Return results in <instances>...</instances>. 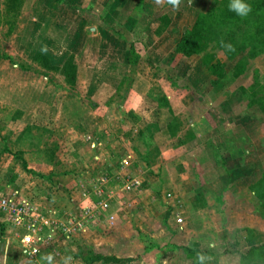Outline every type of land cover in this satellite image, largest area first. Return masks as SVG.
I'll list each match as a JSON object with an SVG mask.
<instances>
[{"label":"rangeland","instance_id":"374dc122","mask_svg":"<svg viewBox=\"0 0 264 264\" xmlns=\"http://www.w3.org/2000/svg\"><path fill=\"white\" fill-rule=\"evenodd\" d=\"M53 1L0 0V52L11 58L0 57V189L28 195L40 206L79 207L69 216L75 218L67 223L71 230L56 234L61 240V264L66 256H71L68 264H76L72 263L76 258L91 263L95 255L123 254H128L127 264H137L138 255L146 264H195L197 251L210 254L211 264H264V7L255 5L264 0H247L252 11L246 17L229 11L228 0L220 4L216 0ZM61 5V14L66 13L61 15V30L64 26L72 32L80 21L82 33L107 29L126 46L124 66H114L118 79L111 78L112 72L93 50L84 51L77 86L74 58L66 64L69 70L59 67L58 60L47 66L39 54L32 53L27 37L31 29L41 28V10ZM209 11L223 23L199 27L198 16ZM95 64L101 76L112 80L117 104L101 109L106 129L97 134L81 129L83 136L70 132L64 139L58 134L61 122L56 123L60 116L55 99L61 94L85 95L90 88L86 66ZM144 96L156 99L170 127L162 151L133 126L123 134L128 147L118 138L108 142L105 131L120 129L125 99L130 100L128 112L133 113L149 106L145 100L142 103ZM197 97L211 103L198 102ZM131 120L135 118L125 117L123 122ZM26 122L31 125L23 128ZM195 130L201 134L198 138ZM130 143L140 149V160L144 153V161L134 160L137 156ZM174 154L177 157L172 159ZM123 160L131 162L128 171L119 170ZM175 166L182 169L183 177L176 176ZM163 175L184 194L189 176L199 202L205 203L206 215H191L186 223L187 202L183 206L185 200H174L173 189L158 187ZM105 177L113 193L124 178L135 177L140 186L114 196V224L107 221L111 212L99 220H83L88 192ZM76 179L78 184L73 182ZM73 191L85 195L81 205ZM173 205L183 210L175 214ZM76 219L83 228L75 226ZM126 236L130 247L116 250L119 239L125 242ZM13 237L0 227V262L11 254V247L15 264H25L23 255L14 252H19V244ZM209 242L215 247L208 248Z\"/></svg>","mask_w":264,"mask_h":264},{"label":"crops","instance_id":"0c3cea01","mask_svg":"<svg viewBox=\"0 0 264 264\" xmlns=\"http://www.w3.org/2000/svg\"><path fill=\"white\" fill-rule=\"evenodd\" d=\"M55 1V0H54ZM54 1L52 3H54ZM57 3V2H56ZM61 6L57 7L56 9H52L51 10L48 9H42L41 12L42 14L40 15L41 18H43V22L41 24V28L37 29V30H32L29 33L30 36L27 37V40L30 41L29 45L31 46V51L32 53H40L42 55H45L47 57V59L49 61H55L57 62V60L59 61V63L57 64L59 67H61L62 69L65 67V64L67 62V60L69 58H74V66H75V77H74V82H76V86L78 83V79L80 76V71H81V66H80V62L83 61V56L84 51H86L88 54H91L92 50L94 51L95 56H99L100 54V59L103 62H105L106 66H107V71L110 70L112 72V76L111 78H116L118 79L119 75L118 73H116L114 71V66L119 65L121 68L122 66H124L126 59H127V50H126V46L123 45L119 39L118 36H114V34L110 31H108L107 29H104L101 31L97 30L96 32L92 31V32H88L86 31L85 33H82L79 29H83V26L81 25V22L78 24H76V26H78L77 28H75L72 32H66L65 31V27L63 26L64 30H61L62 24H61V15H65L66 13H62L61 14ZM55 11L58 12V14H55ZM47 12V14H46ZM51 13V14H50ZM35 25H38V19H35ZM56 24L58 28H52L51 25ZM78 34H77V32ZM36 37V39H35ZM34 38V39H33ZM33 39V40H32ZM95 42H98V46H94L92 47L91 45H93ZM70 47V49L68 48ZM101 49V51H100ZM79 53H81V55L79 56ZM102 53L105 54L104 57H102ZM61 56V57H60ZM98 64V62H97ZM95 64V66H86V70L89 72L90 74V79H88V82H90L89 87L86 90V94H76V95H62L60 97H58L57 99H55L58 103L59 106L57 105V108L59 109L57 111L58 116H60L59 120H56V123L61 122V131L58 132L59 135H61L64 139L69 137V133L71 132L74 135H80L83 136L84 134L81 133V129H85V131L88 132H92L97 134L99 132V130L102 129H106L105 128V115L103 114V111H101L103 105H109L110 107L113 108L114 105L117 104V101H115V97H114V93L116 94L117 91L115 89L112 88L113 83L112 80L108 79V77H103L101 76L98 72H97V67L98 65ZM96 72V73H95ZM108 73V72H107ZM110 74V72L108 73ZM107 90V91H106ZM207 98H210V96H206ZM61 98V99H60ZM207 98H201V97H197V101L198 102H208L211 103L210 99ZM167 99L171 100L170 96H167ZM205 99V100H204ZM144 100L149 103V106H145L144 108L140 107V108H135V112L133 113H129L128 111L129 109V105H128V101L125 99L126 102V109H123V111L120 114V118H119V130H112L110 132H106L105 131V135L107 137L108 142L112 141L114 142L116 140V138L119 139V143L121 145H125L126 147H128L127 143H124L126 141V138L124 137V132L126 131V129L128 128H132V126L134 127V130H136L137 133H139V136H143L145 137V141H151V143H156L157 148H158V152L162 151V144L165 143L164 141V135L165 134H169L171 135V131H170V127L168 126L167 122H165L164 119V114H163V110L161 108H159V103L156 101V99L154 98H150V97H146L144 96L143 102L142 100L140 102L142 103H146L144 102ZM123 102V101H122ZM121 102V104H122ZM171 104V101H169ZM172 106V104H171ZM173 107V106H172ZM115 110L117 109V106L114 107ZM122 109V105L121 108ZM61 110V111H60ZM141 110V111H140ZM160 110V111H159ZM21 113V115H20ZM22 113H24L22 110H20L19 115L22 118L23 115ZM129 113V115H128ZM126 114V116H125ZM219 110H217L216 116H217V122H219ZM48 115V114H47ZM163 115V117H162ZM135 120H131L130 122L125 121V123L123 122V119L125 117L129 118V119H134ZM50 117V115H49ZM205 116L202 115V118H204ZM63 118L66 119V122H63ZM201 118V120H202ZM207 119V118H206ZM223 118H221L222 121ZM69 120V121H68ZM88 120V121H87ZM208 120V119H207ZM68 122V123H67ZM129 123L131 124V126H129ZM204 124V123H202ZM31 124H29V122H26L24 124H22V127H26L28 128ZM33 125V124H32ZM129 126V127H128ZM191 126H193V124H191ZM204 126V125H203ZM47 127H51V125H48ZM45 129H47L45 127ZM22 131V130H21ZM195 135L197 136V138L201 135L200 132H197V130L194 131ZM102 135V134H101ZM194 135V136H195ZM80 136H76L80 137ZM195 138V139H197ZM106 140V142H107ZM196 141H199L198 139ZM107 142V143H108ZM124 146V148H126ZM155 147V146H154ZM189 149H191V147L188 148L187 151H189ZM134 150L136 156L138 155V151H140L139 148H135V146H131L130 143V151ZM138 150V151H137ZM170 155H173V152H169ZM162 154H164V151L162 152ZM142 155H144V153L141 154V160L144 161L145 158L142 157ZM165 157V156H164ZM174 157H177L175 154L172 157V159H174ZM25 159L28 161V163L30 162L28 160V157H26L25 154ZM25 160V162H26ZM135 161L139 162L140 157L137 156L134 159ZM44 161V160H43ZM146 163V162H145ZM131 162H129L128 160H123L122 162H120V166H119V170L122 171H128V169L131 168ZM145 164H141V166L143 167ZM129 167V168H126ZM177 167V166H175ZM178 168V167H177ZM176 168H174L175 170ZM117 170V171H119ZM171 170H172V166H171ZM182 169L175 170L176 176L177 177H183L182 173L183 171H181ZM131 171V170H130ZM132 173V171H131ZM172 175H174L173 173H171ZM151 178V176H148V180L150 181V183H152V180H149ZM187 186H186V193L184 194L183 192H180L178 188V185H176L175 182H170L168 184V176L165 177L163 175V177L159 178V184L158 187L162 186L163 189H165L166 191L171 192L170 190H174L175 191V199L174 200H185L184 202L182 201V205H185V202H187V208H186V215L187 217H185V222H189L188 218L191 215H206V211L205 209V203H200L199 201L201 200L200 196L198 194H196V189L194 188V184L192 182V180H190L191 178L189 176H187ZM82 180V179H81ZM80 180V183H81ZM175 180V179H172ZM177 180V179H176ZM73 182H75L76 184H78V179L73 180ZM78 187V186H77ZM76 187V188H77ZM10 188L4 190L6 192L9 191ZM159 189V188H157ZM15 191L10 189V192ZM76 191H78V189H76ZM74 196L76 195V199H78V204L77 205H81L82 199L85 198V195L81 193H77L75 191H73ZM71 194V195H72ZM172 198V197H171ZM187 198V199H185ZM88 204L90 203L89 198L85 200ZM84 202V200H83ZM202 202V201H201ZM80 203V204H79ZM117 205V204H116ZM217 207H220L219 204L216 203ZM43 209L46 212V214L48 215V217L51 219H56V220H60L62 224H66L69 222H73L72 220L75 218L72 217L71 220L69 219V216L74 214V211L78 212V210H76V207L74 208H70V207H56L53 206L52 207L48 206L47 204L43 203ZM121 209H123L122 207H120ZM79 209V207H78ZM172 209L175 210V214H177L179 211L183 210V208H180L176 205L172 206ZM74 210V211H73ZM216 212H219V208H216ZM81 213V212H80ZM111 215L114 219V223H115V213L111 212ZM70 220V221H69ZM77 220V219H76ZM177 221H181V220H177ZM183 221V220H182ZM192 223V222H191ZM193 224V223H192ZM70 225V223H69ZM194 225V224H193ZM68 226V225H67ZM189 227H192V225H190ZM82 228V227H81ZM190 230H194V226L193 228H191ZM216 230V229H215ZM198 234H196L195 236H197ZM190 236V235H189ZM123 238L119 239V242L121 243L120 245H118V247L116 246V250H120L121 248V252L123 250H127L130 247V238L129 236H126L125 242L124 240H122ZM61 247V246H60ZM124 247V248H123ZM16 249V248H15ZM19 255V252L17 251V249L14 251ZM10 255H13L12 257H10L9 253H7L8 255L4 256V259L2 262H0V264H15V261L17 259L15 258V255L12 254L13 250L10 247ZM15 253V254H16ZM112 256V255H111ZM128 256V254H123V256H117L115 255V257L120 258L122 261L119 263H104L102 261L99 262H91V263H86L85 260H83L82 258H76L74 260V262L72 263H76V264H127V262H125L126 257ZM135 258V257H133ZM138 261L137 264H146V259L144 258H139V255L137 256ZM7 259V260H6ZM60 259V264H61V257ZM123 262V263H122ZM70 263V261L68 262Z\"/></svg>","mask_w":264,"mask_h":264},{"label":"built area","instance_id":"2783aa9c","mask_svg":"<svg viewBox=\"0 0 264 264\" xmlns=\"http://www.w3.org/2000/svg\"><path fill=\"white\" fill-rule=\"evenodd\" d=\"M107 179L108 177L99 180L102 184L100 186L97 184L94 190L88 192L90 203L83 208V220L84 218L101 219L111 212L114 196L131 193L140 186L137 178H124L123 182L119 181L117 186H114L116 192L113 193L112 188L105 183ZM91 195L93 198H90ZM27 196L22 197L17 192H6L0 189V224L4 225L17 240L19 254L23 255L25 264H36L37 258L47 253H53L56 264H60L61 240L57 239L56 234L61 233V230L67 233L71 228L62 224L60 220L50 219L42 206ZM107 221L114 224L112 215ZM75 226L84 227L78 219ZM50 232L52 233L51 239H49ZM33 249L36 251L33 252Z\"/></svg>","mask_w":264,"mask_h":264},{"label":"clouds","instance_id":"9594fccd","mask_svg":"<svg viewBox=\"0 0 264 264\" xmlns=\"http://www.w3.org/2000/svg\"><path fill=\"white\" fill-rule=\"evenodd\" d=\"M171 2L175 3V0H171ZM227 8L229 11L234 12L239 17H246L251 11V5L247 2V0H228ZM226 48L231 49V44L225 45ZM52 238V233H49V239ZM26 242V241H25ZM215 244L209 242L208 248H214ZM36 250L33 249V252ZM195 264H211L213 257L205 252L197 251L195 254ZM71 260V256H66L62 259V264H68ZM36 264H56L54 260L53 253H47L40 255L37 260Z\"/></svg>","mask_w":264,"mask_h":264},{"label":"trees","instance_id":"16d2710c","mask_svg":"<svg viewBox=\"0 0 264 264\" xmlns=\"http://www.w3.org/2000/svg\"><path fill=\"white\" fill-rule=\"evenodd\" d=\"M225 1H227V0H216V3H218V4H220V2H222V3H224ZM255 5H257V8H261V7H264V3H262V2H259V3H257V4H255ZM233 17H231L230 19H232ZM223 23V20H217L216 19V15H214L212 12H207V13H203V14H200L199 16H198V20H197V25L199 26V27H201V28H207V26H214V25H220V24H222ZM259 25L260 24H258L257 26L259 27ZM258 27H257V29H258ZM133 46V48L135 47L134 45H132ZM37 54H39V56L44 60V62H45V64L47 65V66H49V60L47 59V57L45 56V55H42V54H40V53H37ZM0 57H6L7 59H9V60H11V58H10V56H7V55H3L1 52H0ZM72 59V57L71 58H69L68 60H67V62H66V64L69 66V61ZM65 64V67L67 66ZM71 65V64H70ZM67 66V68L70 70V68ZM64 67V68H65ZM72 69L74 70V72H73V78H74V76H75V66L73 65V67H72ZM10 153V152H9ZM23 166L26 168L27 167V163L25 162V161H23ZM0 227H5L4 225H2V224H0ZM2 232V231H1ZM92 261L93 262H99V261H102V262H104V263H119V262H121L122 260L120 259V258H117V257H113V256H105V255H95L94 257H93V259H92Z\"/></svg>","mask_w":264,"mask_h":264}]
</instances>
